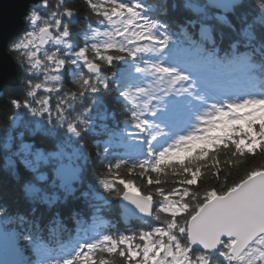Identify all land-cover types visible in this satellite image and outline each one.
Listing matches in <instances>:
<instances>
[{"label": "snow or ice", "instance_id": "1", "mask_svg": "<svg viewBox=\"0 0 264 264\" xmlns=\"http://www.w3.org/2000/svg\"><path fill=\"white\" fill-rule=\"evenodd\" d=\"M0 264H264V0H0Z\"/></svg>", "mask_w": 264, "mask_h": 264}, {"label": "trees", "instance_id": "2", "mask_svg": "<svg viewBox=\"0 0 264 264\" xmlns=\"http://www.w3.org/2000/svg\"><path fill=\"white\" fill-rule=\"evenodd\" d=\"M3 121H0V123H2Z\"/></svg>", "mask_w": 264, "mask_h": 264}]
</instances>
